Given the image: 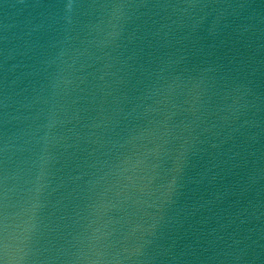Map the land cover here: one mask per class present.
Here are the masks:
<instances>
[{"label":"water","instance_id":"water-1","mask_svg":"<svg viewBox=\"0 0 264 264\" xmlns=\"http://www.w3.org/2000/svg\"><path fill=\"white\" fill-rule=\"evenodd\" d=\"M0 264H264V0H0Z\"/></svg>","mask_w":264,"mask_h":264}]
</instances>
